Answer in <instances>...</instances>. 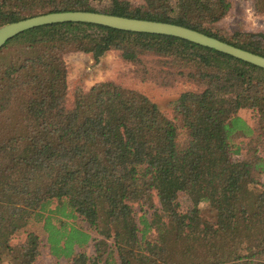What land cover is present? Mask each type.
Listing matches in <instances>:
<instances>
[{"label": "trees", "instance_id": "trees-1", "mask_svg": "<svg viewBox=\"0 0 264 264\" xmlns=\"http://www.w3.org/2000/svg\"><path fill=\"white\" fill-rule=\"evenodd\" d=\"M140 1L0 0V27L99 12L181 25L264 56L263 32L219 26L231 0ZM252 1L264 15V0ZM110 52L147 80L191 89L172 114L111 82L77 90L68 106L64 56L98 63ZM263 178L262 68L176 37L86 23L35 28L0 49V264H38L37 229L71 264H264ZM136 204L151 216L137 221Z\"/></svg>", "mask_w": 264, "mask_h": 264}, {"label": "rangeland", "instance_id": "rangeland-1", "mask_svg": "<svg viewBox=\"0 0 264 264\" xmlns=\"http://www.w3.org/2000/svg\"><path fill=\"white\" fill-rule=\"evenodd\" d=\"M134 5H139L140 0H126ZM233 2V10L230 15L219 25L229 32H263L264 33V15L259 14L252 0H231ZM67 67V85H68V106H72L75 101V93L81 89L85 93H89L93 87L98 84L111 82L129 90L142 93L151 100L155 101L160 108L167 113L172 114V102L186 90L191 89L188 83H177L172 86H163L156 83L154 78L147 80L141 77L138 67L125 62L117 52H110L103 57L100 62H95L91 55L84 53H68L64 56ZM241 117L253 128L257 129L258 122L255 113L252 110H242ZM243 157H239L241 160ZM264 183V178L261 179ZM254 190L262 191V188L254 186ZM156 199V198H155ZM180 200L184 209L191 207L187 194L182 193ZM155 204L158 205L157 200ZM151 216L150 210L143 205L136 204L133 207V216L140 221L143 216ZM82 226L86 224L80 222ZM80 225V226H81ZM42 241V256L38 264H71L66 260L58 261L50 254L47 245L46 235L41 229H37ZM94 238H98L96 233H92ZM26 235L18 239L16 243L24 241ZM94 241L84 249L89 256L94 255ZM81 252V250H79Z\"/></svg>", "mask_w": 264, "mask_h": 264}, {"label": "water", "instance_id": "water-1", "mask_svg": "<svg viewBox=\"0 0 264 264\" xmlns=\"http://www.w3.org/2000/svg\"><path fill=\"white\" fill-rule=\"evenodd\" d=\"M63 23H86L127 32L172 36L264 69V56L233 46L188 27L89 11L47 13L1 26L0 49L10 40L26 31Z\"/></svg>", "mask_w": 264, "mask_h": 264}]
</instances>
